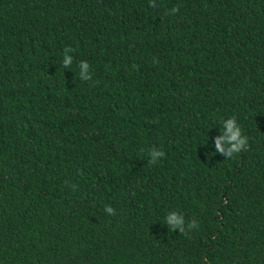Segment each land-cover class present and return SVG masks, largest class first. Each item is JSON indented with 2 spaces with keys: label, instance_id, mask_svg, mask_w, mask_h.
<instances>
[{
  "label": "trees",
  "instance_id": "16d2710c",
  "mask_svg": "<svg viewBox=\"0 0 264 264\" xmlns=\"http://www.w3.org/2000/svg\"><path fill=\"white\" fill-rule=\"evenodd\" d=\"M0 264H264V0H0Z\"/></svg>",
  "mask_w": 264,
  "mask_h": 264
},
{
  "label": "clouds",
  "instance_id": "9594fccd",
  "mask_svg": "<svg viewBox=\"0 0 264 264\" xmlns=\"http://www.w3.org/2000/svg\"><path fill=\"white\" fill-rule=\"evenodd\" d=\"M177 11L176 8H173L172 12L175 13ZM70 49L68 47L65 48V52L69 51ZM72 63L71 58L70 57H65L64 61H63V67L64 68H68L69 65ZM82 68H87V64L81 63L80 65ZM224 127L226 128V132L218 137L216 139V149L228 156V157H232L234 154H238L240 153L242 150L246 151L247 147H248V137L242 135V131L240 126L237 124V120L236 117L233 116L229 119H227L224 122ZM224 142L226 145L229 146L228 151L225 152V148L221 147V142ZM165 154L162 151H157L155 149H153L150 153V156L153 158V162H154V158L155 157H163ZM107 213L113 214V208L111 206H106L105 208ZM169 223L176 226L182 223V218L177 217L175 214L171 215L169 217ZM190 228H197L198 225L196 222L190 223L189 225Z\"/></svg>",
  "mask_w": 264,
  "mask_h": 264
}]
</instances>
